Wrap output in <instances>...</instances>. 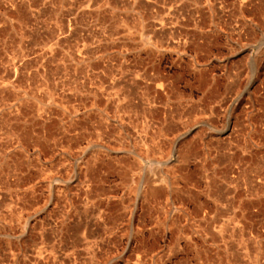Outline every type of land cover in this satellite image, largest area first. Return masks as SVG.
<instances>
[{
  "label": "rangeland",
  "instance_id": "1",
  "mask_svg": "<svg viewBox=\"0 0 264 264\" xmlns=\"http://www.w3.org/2000/svg\"><path fill=\"white\" fill-rule=\"evenodd\" d=\"M263 95L264 0H0V264H264Z\"/></svg>",
  "mask_w": 264,
  "mask_h": 264
},
{
  "label": "built area",
  "instance_id": "2",
  "mask_svg": "<svg viewBox=\"0 0 264 264\" xmlns=\"http://www.w3.org/2000/svg\"><path fill=\"white\" fill-rule=\"evenodd\" d=\"M259 97L256 106L247 102L244 112L232 113L228 149L235 198L264 200V95Z\"/></svg>",
  "mask_w": 264,
  "mask_h": 264
}]
</instances>
